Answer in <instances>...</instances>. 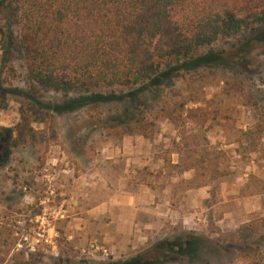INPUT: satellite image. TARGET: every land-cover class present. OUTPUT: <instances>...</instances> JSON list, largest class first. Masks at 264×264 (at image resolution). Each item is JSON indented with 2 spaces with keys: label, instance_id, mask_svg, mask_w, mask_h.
<instances>
[{
  "label": "rangeland",
  "instance_id": "1",
  "mask_svg": "<svg viewBox=\"0 0 264 264\" xmlns=\"http://www.w3.org/2000/svg\"><path fill=\"white\" fill-rule=\"evenodd\" d=\"M263 33L264 25L216 42L202 52L217 56L215 63L176 72L153 94L131 91L118 101L77 108L64 109L57 95L29 91L18 62L0 63V264H244L247 246L264 245V230L262 239L248 244L233 234L264 218ZM19 103L39 119L28 125L34 135L31 140L26 134L24 143L15 141ZM138 116L152 124L149 143L165 126L162 136L178 160L167 174L191 169L190 189L205 184L208 195L196 206L192 195L185 225L178 221L126 249L109 250L96 239L100 228L85 215L91 204L81 200L82 192L103 190L108 166H124L108 162L122 156L123 139L142 137L124 135L116 123ZM146 143L138 146L144 151ZM153 150L168 156L162 146ZM109 155L110 161L104 159ZM156 170L143 168V181L151 182ZM219 184L233 190H218ZM71 198L79 202L73 209ZM185 239L197 242L193 259L160 246Z\"/></svg>",
  "mask_w": 264,
  "mask_h": 264
},
{
  "label": "trees",
  "instance_id": "2",
  "mask_svg": "<svg viewBox=\"0 0 264 264\" xmlns=\"http://www.w3.org/2000/svg\"><path fill=\"white\" fill-rule=\"evenodd\" d=\"M262 25L264 0H0V63L18 62L29 91L59 96L64 109L98 105L131 91L153 94L176 72L215 63L217 56L202 55L206 48ZM23 106L14 129L17 143L26 134L32 140L28 125L39 121ZM121 124L116 127L126 136L152 139L144 116ZM262 230L259 218L233 234L248 244ZM160 246L193 259L197 242ZM240 259L264 264V245L247 246Z\"/></svg>",
  "mask_w": 264,
  "mask_h": 264
},
{
  "label": "crops",
  "instance_id": "3",
  "mask_svg": "<svg viewBox=\"0 0 264 264\" xmlns=\"http://www.w3.org/2000/svg\"><path fill=\"white\" fill-rule=\"evenodd\" d=\"M164 130L165 126H162L161 133H158L156 140L151 143L139 137L128 138L135 143L134 147L127 139H123L122 156L112 161L109 160L110 155L104 159L110 161L109 164L122 162L124 166H108L109 174L104 173L101 179L103 190L82 192L85 198L81 200L91 204L90 207L84 208L85 215L88 219H93L100 228L96 239L104 243L109 250L126 249L129 244L144 240L148 235L159 232L162 227L174 225L178 221L185 225L187 217L190 216L192 195L195 206L208 195L206 190L209 189L205 184L196 186L193 191L190 189L188 183L194 176L191 169H182L175 173L171 170L170 174H167L166 167L175 168L178 160L175 159L174 152L168 151L166 136H162ZM143 141L147 142V147L143 148L145 152L142 146H138ZM155 143L168 152L166 158L160 156L161 147L157 149V153L154 152ZM149 147L152 149L149 150ZM145 158L153 163L148 164L144 161ZM146 167H156L155 172L158 171L149 183L143 181V168ZM226 189L233 190L230 186L218 185V190ZM77 200L71 198L68 204L70 209H73L74 205L76 207L79 203ZM73 221L80 223L79 218H74Z\"/></svg>",
  "mask_w": 264,
  "mask_h": 264
},
{
  "label": "built area",
  "instance_id": "4",
  "mask_svg": "<svg viewBox=\"0 0 264 264\" xmlns=\"http://www.w3.org/2000/svg\"><path fill=\"white\" fill-rule=\"evenodd\" d=\"M89 249L92 250V251H94V252L99 251V252L102 253V255H105V252L103 251V249H101V248L99 249L95 245H90L89 246Z\"/></svg>",
  "mask_w": 264,
  "mask_h": 264
}]
</instances>
